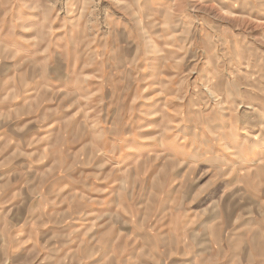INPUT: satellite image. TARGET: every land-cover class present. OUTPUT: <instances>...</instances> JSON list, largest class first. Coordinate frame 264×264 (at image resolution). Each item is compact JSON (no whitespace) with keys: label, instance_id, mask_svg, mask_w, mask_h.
<instances>
[{"label":"rangeland","instance_id":"374dc122","mask_svg":"<svg viewBox=\"0 0 264 264\" xmlns=\"http://www.w3.org/2000/svg\"><path fill=\"white\" fill-rule=\"evenodd\" d=\"M0 264H264V0H0Z\"/></svg>","mask_w":264,"mask_h":264},{"label":"crops","instance_id":"0c3cea01","mask_svg":"<svg viewBox=\"0 0 264 264\" xmlns=\"http://www.w3.org/2000/svg\"><path fill=\"white\" fill-rule=\"evenodd\" d=\"M178 225V224H177ZM176 227V226H175ZM178 231V228L174 230V232ZM174 237H177V234H174Z\"/></svg>","mask_w":264,"mask_h":264}]
</instances>
